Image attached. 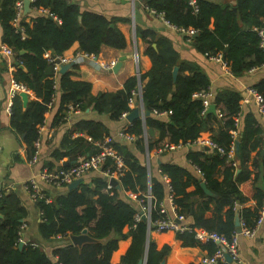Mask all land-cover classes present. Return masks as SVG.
Returning a JSON list of instances; mask_svg holds the SVG:
<instances>
[{
    "label": "trees",
    "instance_id": "trees-1",
    "mask_svg": "<svg viewBox=\"0 0 264 264\" xmlns=\"http://www.w3.org/2000/svg\"><path fill=\"white\" fill-rule=\"evenodd\" d=\"M16 1L2 0L0 24L2 42L14 52V80L38 98L29 100L23 107L21 97L15 95L10 106V128L25 144L28 160L36 152L38 127L53 105L54 98L57 101L53 118L55 125L66 123L69 105L76 106L79 111L89 108L98 116L107 115L111 120H118L123 112L133 109L130 100L141 83L143 108L148 114L143 120L140 117L133 119L123 129L134 135V139L128 142L138 149L146 146L151 153L161 149L166 142L191 143L200 136L208 121L214 120L220 125L210 137L216 147L208 150L200 147L187 153L200 177L175 163L159 164L160 174L165 175L171 185L175 211L185 215L191 228L177 232V237L184 245L208 244L212 253L215 249L213 244L201 243L194 237L193 228L201 227L230 238L235 232L234 217L237 212L244 226H256L264 204V191L257 185L259 178L264 180L263 135L259 122L251 112L243 115L240 127L236 126L235 118L243 98L240 91L232 88L217 92L212 98L216 113H206L202 98L197 94L209 91L207 75L196 63L179 62V53L166 36L159 35L152 28L136 26L135 34L141 39L143 52L151 61L150 69L138 76L128 77L120 89L93 95L90 82L72 79L70 71L55 74L53 63L44 53L48 51L50 55L60 56L74 42L78 43L81 52L89 56H96L103 44L123 48L126 41L116 24L117 19L81 10L77 4L65 0H34L32 9L44 8L49 14L34 12L29 22L21 19L15 26L12 20ZM144 5L162 12L164 19L178 29H194L195 32L190 35L183 33L184 39L207 57L224 56L234 76L264 63V45L259 34L260 29L264 30V0H195V4L190 0H146ZM21 50L24 52L21 53ZM20 64L25 69L19 67ZM175 66L178 71L173 80ZM251 87L264 99V76ZM164 109L170 110L167 116H158L153 112ZM149 130L158 133L156 139H144ZM234 130H237L236 140L232 134ZM107 135H110L109 129L101 120L72 122L61 139V146L51 153L59 160L58 165L49 164L48 167H67L78 157L94 154L99 149L95 141ZM125 140L113 139L111 142L123 159L121 174L118 175L120 189L108 187V178L103 172L111 173L117 169L115 161L107 157L98 172L92 171L89 182H81L52 198L41 192L43 195L35 199L40 211L38 230L42 238L57 235L68 238L86 228L88 235L95 240L84 241L80 246L72 243L56 246L52 255L34 243H24L19 247L18 230L24 223L25 209L14 192H1L0 264H112L111 254L117 248L118 240L126 236L122 232L125 226H129L131 243L117 264H139L143 257L145 264H161L168 246L157 249L153 242L148 241L146 222L135 219L138 209L126 192L136 194L137 200L145 203L143 193L149 189L154 197L151 218L157 219L166 215L159 208L168 194L166 183L150 174L149 166L140 162ZM233 141L238 142V147L235 145L234 154L230 156ZM218 147L223 151H219ZM257 148L256 155L251 157V152ZM64 157L67 159L63 160ZM200 182L205 183L211 195L205 193ZM190 185L194 189L189 191L187 188ZM195 198H198L197 205ZM249 198L255 200L256 206L253 209L242 208L240 205ZM207 212L211 215L207 216Z\"/></svg>",
    "mask_w": 264,
    "mask_h": 264
},
{
    "label": "crops",
    "instance_id": "crops-1",
    "mask_svg": "<svg viewBox=\"0 0 264 264\" xmlns=\"http://www.w3.org/2000/svg\"><path fill=\"white\" fill-rule=\"evenodd\" d=\"M65 1L70 4H77L81 10L94 11L108 17H115L117 19L116 24L122 31L126 41L123 48H114L103 44L96 56L80 57L77 62H74L71 59L74 57L78 58L82 52L79 50L78 43L74 42L69 48L63 51L62 55H60L65 63H68V60H70L69 62H73V64L67 69V71H70L72 79L90 82L91 93L93 95H96L99 92L115 91L122 88L128 77L136 75L137 72L143 74L150 69L151 61L143 52V45L141 39L135 34V27L140 26L143 28H152L159 35L166 36L171 41L174 49L179 53V62L188 61L196 63L201 71L207 75L209 79L208 92L211 103H213L212 98L219 91L233 88L241 92L243 98L240 103V111L237 115L238 127L241 126L244 114L251 112L255 115L262 128L263 141L261 142V145L263 150L261 154H264V114L258 111L257 106L252 99L244 100V98L247 97L246 88L252 86L257 80L264 76V63L260 66L247 69L240 76H234L221 58L216 59L213 58L214 56L207 57L204 54L197 52V50H195V48L184 39L183 32L167 25L158 15L150 13L144 5L146 0H138L136 6H134L133 2L130 0ZM211 1L234 2V0ZM1 2L2 0H0V5ZM34 12H38V10H34L31 7L29 12L26 14L22 13L20 20L22 19L23 22H29L30 16H32ZM3 44L2 28L0 24V193L3 192L7 194L14 192L19 203L25 209V215L23 217L25 226L20 233V242H23V244L34 243L47 254L52 255L51 252L54 247L64 246L71 243V240L69 237L62 238L58 236L49 239L42 238L38 230L40 211L38 210L35 199L32 198L30 191L24 187V182L30 178H34L39 190L48 194L50 198L59 193L65 192L68 189V186L51 185L41 178L40 173L42 169L48 167L49 164H53L54 166L58 165L59 160L52 157L51 153L55 148L61 146V139L71 123L80 119L101 120L109 129L110 135L115 140H118L121 138L117 136V132L127 127L131 121H128L125 117H120L118 120H111L107 115L98 116L95 112L87 108L84 111L78 110L71 114L65 124L61 123L55 125L53 124V118L56 111L57 101L54 98L53 105L46 112L44 121L41 126H39L37 159L35 162L28 160L26 157L25 144L9 125L10 106L12 103V98L9 97V91L11 88V81L13 80L15 66L13 65V57L6 56L2 52ZM135 53L138 55L137 61L134 59ZM120 56H124V59L122 60L121 66L116 71H112V67H105V64L112 60L115 61V64ZM59 69L60 68L58 67V70ZM145 81L146 79L144 82ZM27 94V102L31 99H38L31 91L27 92ZM138 101V96H133L130 106L132 108L136 107V102L138 103ZM219 126L218 122L210 120L208 121L207 126L201 131L200 136L194 142L178 144L174 148L157 150L151 153L148 152L146 146H143L140 150L135 144L129 143V140H124L127 141V145L140 162L149 166L150 174L157 179L164 180L165 177V175L162 176L160 174L158 168L161 162H170L181 165L194 175L200 177L199 171L187 158V153L189 150H196L200 147L207 146L205 143L207 140H210L213 133L218 131ZM157 136L158 133L156 131L149 130L146 132V138L156 139ZM257 150L258 148L251 152V157L256 155ZM66 159L67 157H64L63 160ZM247 167L250 168L249 163ZM92 171L98 172L99 170ZM92 171H88L83 175L82 182L90 181ZM257 185L264 191V180L262 178H259ZM193 189V185H190L187 188L189 191ZM126 193L127 197L131 199L132 202H135L137 209L140 210L141 202L140 200H137L136 196H133L136 194ZM93 198H95V196ZM194 202L195 205H197L198 198H195ZM163 205L168 214L172 216L174 211L168 201L165 200ZM240 206L242 208L248 207L253 209L256 206V203L253 198H249ZM237 213H235V216ZM206 215L210 216L211 213L207 212ZM238 215L240 217L239 213ZM188 222L189 220L185 217V223L188 224ZM122 232L125 233L126 236L118 240L117 248L112 252L110 257L112 264L120 262L122 255L125 254L131 243V236L128 235L129 226H125ZM147 237L148 241L153 242L157 249H160L164 245L168 246V251L162 259L161 264H196L202 257L213 254L217 248L216 243L206 240H200V242H211L213 244L212 246L215 248L212 253H210L208 244L202 246L184 245L177 237V232H174L173 230H151L148 232ZM238 257V264H264V222L255 227V233L253 236H247L244 234L238 236ZM52 258L56 261L55 257Z\"/></svg>",
    "mask_w": 264,
    "mask_h": 264
},
{
    "label": "built area",
    "instance_id": "built-area-1",
    "mask_svg": "<svg viewBox=\"0 0 264 264\" xmlns=\"http://www.w3.org/2000/svg\"><path fill=\"white\" fill-rule=\"evenodd\" d=\"M29 1H30V8H31V3L34 0H29ZM130 1L134 2L135 0H130ZM190 2L192 4H195V0H190ZM23 7H24V0H17L15 3V16L12 20L13 25H15V26H18L19 20L22 16V13H23ZM145 8L147 9L148 7H145ZM36 10H38V12H40V13L49 14V12L44 8H37ZM148 11L150 13L158 15L160 18L163 19V21L167 25H169V26H171V27L183 32V33L190 35V34L195 32L194 29H192V28L184 30V29H178L175 26L171 25L167 20L164 19V15L162 12H157L153 9H149ZM53 18L57 19L55 16H53ZM259 34L262 37V45H264V30L260 29ZM2 52L6 56H9V57L14 56L13 50L5 44L2 45ZM44 56L50 62L53 63L55 74H57V72L59 71L58 67L60 68V65L62 63H65V61H63L61 59V56H53V55H50V53H48V52H45ZM86 56H89V55L82 52L78 58L74 57L71 60H73L74 62H77L80 57H86ZM213 58L220 59L221 56L217 55V56H214ZM57 59H59V61H57ZM134 59L136 61L138 60L137 53L134 54ZM69 61L70 60H68V62ZM114 62L115 61L112 60V61L106 63L105 67L111 68L113 66ZM136 75L138 76L139 73L137 72ZM20 92H29V90L23 84L16 82L13 78V80L11 81V88L9 91V97L13 98L15 95H18ZM246 92H247V97L245 96L246 98H244V100L252 99L255 102L258 111L260 113L264 114V99L262 98V96L251 86L246 88ZM197 95L202 98L204 110H206L207 107L209 106V104L211 103L210 98H209V92H202V93H198ZM133 96L134 97L138 96L139 101H140V97H142L141 96V83L138 84V87L134 91ZM131 101H132V99L130 100V102ZM9 103H10V101H9ZM139 108H140V118L143 120L145 117V111L143 108V103H142V106ZM76 111H78L76 106L69 105L68 116H66V118L69 119L70 115L75 113ZM153 112L158 116H167L170 113V110H166V109L159 110V111L154 110ZM127 113L128 112H123L121 114V117H125ZM235 123H236V126H238V118L237 117L235 118ZM38 130H39V127H38ZM232 134H233V138H235V140H236L237 130L232 131ZM117 136L119 138H123V139L129 140V141H132L134 139L133 134L126 133L123 130H120L119 132H117ZM87 138H88V140H92L90 137H87ZM113 139L114 138L111 135H107L102 140L95 141V144L98 145V147H99L98 151L95 152L94 154L86 156V157H78V160L75 161L70 166H67V167L57 166V167H52V168L44 167L40 173L41 178L43 180H45L46 182L50 183L51 185H55V186L68 185L69 183H71L76 178L82 177L88 171L99 170L102 162L107 157H110L115 161L117 170L113 171L111 173H108L106 171L103 173L107 176L108 180L110 178H115L118 180V175L121 174V170H122L121 168L123 165V159H122V156L119 155L116 152V150L114 149V147L111 145V142L113 141ZM144 139L145 140L147 139L146 134L144 135ZM38 142L39 141L37 139L35 141L36 152L33 155V158L30 160L32 162H35V160L37 159V144H38ZM235 143H236V141L235 142L233 141V143L231 144V147L229 150L230 156H232L234 154ZM205 144L209 147H216V145L213 142H211L210 140H207V142ZM176 145H178V144H172V143L166 142L163 144V146L159 150L171 149V148H174ZM218 150L221 152L223 151V149L221 147H218ZM164 181L166 183L167 192H168L167 197H166V201H168L172 210L174 211L173 215L170 216L168 214L166 208L164 207L163 203L160 202V204H159L160 212L166 213V215L164 217L157 218V219L151 218V211L154 208V203H153L154 197H153V194L148 189L145 193H143L144 197L146 198V202L141 203V209L138 210V212L135 216V219L141 220L142 216H144L145 217L144 221L146 222L148 232H150L151 230H156V231L173 230L174 232H181L183 230H191L189 225L185 223V215L179 214L175 211V206L173 204L172 193H171V185L169 184L168 178L166 176L164 177ZM110 186L111 185L108 182V187H110ZM24 187L30 191L33 199H36L37 196L43 195L41 193V191L39 190L37 182L34 178H30L26 182H24ZM133 196L135 197L136 195H133ZM46 200L49 201L50 199L46 198ZM262 222H264V204L260 210V215L257 219L256 226ZM24 226H25L24 223H22L19 226V230H18L19 236H20V233H21L22 229L24 228ZM240 227H241L240 232H236V230H235L234 234L230 238L226 237L223 234L213 232V231H208L206 229L193 228L192 230L194 231V237L196 239L212 241V242L217 244V248L213 254L202 257L196 264H238V262H239V260H238V258H239L238 257V236L240 234H244L247 236H253L255 233V227L254 228H247L246 226H244L243 222H240ZM57 236L59 237V235H57ZM225 254H227L230 257V260L226 259Z\"/></svg>",
    "mask_w": 264,
    "mask_h": 264
},
{
    "label": "water",
    "instance_id": "water-1",
    "mask_svg": "<svg viewBox=\"0 0 264 264\" xmlns=\"http://www.w3.org/2000/svg\"><path fill=\"white\" fill-rule=\"evenodd\" d=\"M69 1V0H67ZM138 4V0H135L133 2V5L136 6ZM30 11V1L29 0H24V7H23V14H26L27 12ZM24 50H21V53H23ZM124 59V56H120L117 60V62L112 66L111 70L112 71H116L120 66H121V63H122V60ZM221 60L222 61H225V58L224 56H221ZM57 61H59V59H57ZM73 64V62H68V63H62L60 65V69H59V72L60 73H64L67 71V69ZM19 67L25 69V67L23 65H19ZM177 66L174 67L173 69V80H175L176 78V74H177ZM19 96L21 97L22 99V102H23V106H26L27 104V100H28V94L27 92H20L19 93ZM142 106V97H140V101L137 103L136 102V107H134L131 111H129L125 118L128 120V121H132L133 119L137 118V117H140V108ZM206 113H216V106L214 103H210L209 106L207 107V109L205 110ZM145 114H148L145 113ZM236 147H238V142L235 143ZM205 149H209L210 147L209 146H204ZM83 181V176L82 177H78L76 178L75 180H73L71 183L68 184V189H73L75 187H77V185L79 183H81ZM109 184L111 186H114L116 187L117 189H120V185H119V182L117 179L115 178H110L108 180ZM200 187L205 191L206 194L208 195H211L212 193L210 192L209 189H207L206 185L204 182H201L200 183ZM142 220H145V217L142 216ZM240 217L238 215V213L236 214L235 216V230L236 232H240L241 230V227H240ZM70 240H71V243L75 246H80L84 241H92V240H95V238L91 237L88 235L87 233V230L86 228H84L81 233L79 234H72L69 236ZM19 247H21L23 245V242H19ZM225 257L227 260H230V257L225 254ZM145 257H143L141 260H139V264H145Z\"/></svg>",
    "mask_w": 264,
    "mask_h": 264
}]
</instances>
